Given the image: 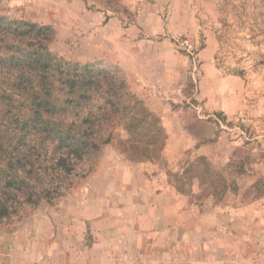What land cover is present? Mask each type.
Returning a JSON list of instances; mask_svg holds the SVG:
<instances>
[{
	"label": "rangeland",
	"instance_id": "374dc122",
	"mask_svg": "<svg viewBox=\"0 0 264 264\" xmlns=\"http://www.w3.org/2000/svg\"><path fill=\"white\" fill-rule=\"evenodd\" d=\"M49 87L55 129L131 108L67 153ZM0 203V264H264V0H0Z\"/></svg>",
	"mask_w": 264,
	"mask_h": 264
},
{
	"label": "trees",
	"instance_id": "16d2710c",
	"mask_svg": "<svg viewBox=\"0 0 264 264\" xmlns=\"http://www.w3.org/2000/svg\"><path fill=\"white\" fill-rule=\"evenodd\" d=\"M14 22H8L9 25L13 24ZM20 24L19 28H9L11 31V35L14 36H20L22 37L24 34H26L27 32H29L31 28L36 29V35H38L39 33L42 32V30L44 31H49V27L48 26H41V27H36V25H29L25 22H20L18 23ZM23 26H26L28 29L24 30ZM26 32V33H25ZM39 46H43V42H42V38L40 37V45ZM44 47V46H43ZM45 48V47H44ZM8 49L10 50L9 46ZM46 51V49L44 50ZM25 54H23V56H29L30 57V62L31 63H35V64H40L39 68H47L49 66V62L51 61V56L49 52H44L41 53V51L39 49L37 50H33V51H29V52H24ZM34 57V58H33ZM5 60H9V61H20V59L16 58L14 54H11L8 57L4 58ZM27 64V63H26ZM75 67H79V66H75ZM21 73V72H20ZM101 74H103L102 72L99 71H94L91 70L89 68V66H81V71L76 72V70H71L66 76H64V83L67 86V91L68 93H72L74 98L78 99V103L80 102V98H88L89 95L85 94L86 92H89L87 90V87L89 84H91L92 86H94V88H101L102 82H95L94 79H92L93 76L97 75V76H101ZM43 78V85H46L49 81V70H47L44 72L42 75H39ZM120 84H124V80L121 79L119 80ZM84 84H86L85 86V90L82 87ZM79 90V91H78ZM50 87L46 89V91L40 95L39 101L36 102L33 107V116L31 117V119H29L30 121H33V124L31 125H36L35 126H43V127H49L51 124H57L54 121L49 119H42L40 117L41 112H44L45 114L49 115L48 113V108L50 106ZM115 96H120V94L118 92L115 91L114 93ZM69 99V98H67ZM66 103H68V101H66ZM44 108V109H43ZM130 100L122 103L121 106H119V104H117L116 106L110 108L112 110L106 111L105 109H100L99 113L96 112H92V111H88L87 114L81 119V124L78 125V123H76L77 121L71 123L70 125H68L67 129H55L54 127H52L51 125V131L53 133V135L55 134L56 137L59 138L60 142L58 144L59 147H64L67 146L66 148L67 153H70L71 151L75 154L77 153H81V154H87L95 149H98L100 144H98L94 139H93V132L89 133L88 129H92L93 125L95 124L96 121H98L100 124L101 123H106L108 126L111 125V127H115L118 126L123 115L130 110ZM43 109V111H42ZM50 109V108H49ZM120 110V113L117 115V117L114 119V114L112 112H116ZM50 119H52L50 117ZM113 120V123H112ZM82 124H84V131L83 132H76L77 128H80L82 126ZM100 124H98L100 126ZM60 126V125H57ZM90 127V128H89ZM98 131V128L97 130ZM91 134V135H90ZM76 135V136H75ZM154 136L151 134V136L149 135V140L150 138H152ZM112 137V133L109 131L105 137V139L101 142V143H107L111 140ZM126 144L128 143V140L125 141ZM67 143V144H66ZM147 144H150L149 142H145L143 145L141 146L140 151H145L146 152V147H148ZM128 145L130 146H134V148H139V144H136L134 142H130L128 143ZM80 154V155H81ZM0 208L2 209L1 211H6V207L4 206L3 203H0ZM1 213V212H0ZM2 214V213H1Z\"/></svg>",
	"mask_w": 264,
	"mask_h": 264
}]
</instances>
